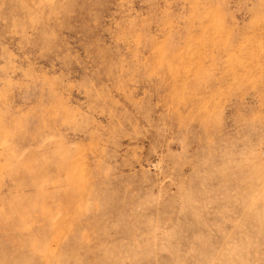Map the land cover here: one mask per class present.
<instances>
[{"label": "rangeland", "instance_id": "rangeland-1", "mask_svg": "<svg viewBox=\"0 0 264 264\" xmlns=\"http://www.w3.org/2000/svg\"><path fill=\"white\" fill-rule=\"evenodd\" d=\"M0 264H264V0H0Z\"/></svg>", "mask_w": 264, "mask_h": 264}]
</instances>
